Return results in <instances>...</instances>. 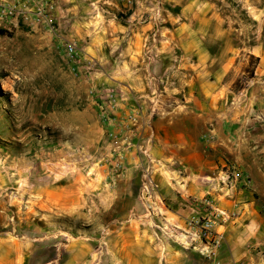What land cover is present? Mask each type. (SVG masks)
<instances>
[{
  "label": "rangeland",
  "instance_id": "rangeland-1",
  "mask_svg": "<svg viewBox=\"0 0 264 264\" xmlns=\"http://www.w3.org/2000/svg\"><path fill=\"white\" fill-rule=\"evenodd\" d=\"M158 1L160 26L172 34L187 21L182 5L193 2L201 11L187 14L193 39L217 42L212 69H230L227 100L234 104L238 98L250 110L252 123L240 132L242 152L264 187V61L251 55L264 48V0ZM54 2L57 14L63 7ZM120 16L125 25V13ZM101 18L88 21L99 26ZM13 20L0 17V264H69L67 250L75 239H97L101 253L96 251L95 263L109 264L111 231L141 217L135 209L125 219V157L119 159L115 141L125 139V118L115 115L125 64L91 58L85 49L96 40L91 34L107 32L83 31L78 40L57 17L54 30ZM158 33L157 42L165 38ZM70 41L77 45L76 58L64 50ZM255 92L261 98L254 99ZM158 97L165 105L185 99ZM102 110L116 121L105 120ZM113 132L120 137L112 138ZM141 179L140 195L149 197L142 192L144 173ZM154 223L160 221L150 220L152 229Z\"/></svg>",
  "mask_w": 264,
  "mask_h": 264
},
{
  "label": "crops",
  "instance_id": "crops-1",
  "mask_svg": "<svg viewBox=\"0 0 264 264\" xmlns=\"http://www.w3.org/2000/svg\"><path fill=\"white\" fill-rule=\"evenodd\" d=\"M58 2L63 9L55 16L65 29L76 32L72 38L79 40L78 34L83 31L107 32L105 36L91 34L96 40L85 49L94 55L91 58L102 56L105 61L125 64V72L120 71L125 87L115 115L126 120L132 111L140 109L143 115L139 128H143L144 135L155 134L150 170L158 186L157 193L149 197L140 195L146 164L134 150L125 154V219L136 209L145 223L139 220L141 217L133 218L125 222V228L111 231V243L105 250L109 264H264V187L253 177L242 152L244 141L240 135L241 128L252 123L246 114L250 110L238 98L234 104L227 100L231 89L225 78L230 69L224 66L212 69L219 53L217 42L193 39L187 14H200L199 8L193 2L182 5L181 12L187 21L175 29V37L160 26L158 0ZM120 13H125V25ZM94 15L102 17L99 26L88 21ZM30 26L36 30L48 28L44 24ZM158 31L165 36L159 42ZM176 49L178 61L173 55ZM251 55L264 61V48L253 49ZM166 70L171 71L165 74ZM176 95L184 96L182 104H163L166 109L162 114L147 116L146 110L155 97ZM258 97L255 92L254 99ZM260 103L264 106V102ZM234 171L247 177L251 186H245L243 178L236 186H226L225 175ZM204 198L213 199L215 206L230 216L215 226L221 243L211 256L199 247L186 249L172 241L158 240L150 220L161 222L166 218L184 228L192 213L203 211L193 202ZM73 242L67 250L69 264H96V251L101 253L97 239Z\"/></svg>",
  "mask_w": 264,
  "mask_h": 264
},
{
  "label": "built area",
  "instance_id": "built-area-1",
  "mask_svg": "<svg viewBox=\"0 0 264 264\" xmlns=\"http://www.w3.org/2000/svg\"><path fill=\"white\" fill-rule=\"evenodd\" d=\"M55 14L56 3L54 0H0L1 18H11L27 25L33 23L37 25L44 24L49 29L54 30ZM64 50L70 58L78 56V48L74 42H66ZM165 109L166 107L159 99H154L148 108L147 116L154 118L162 114ZM102 111V117L105 120L110 123L116 121L115 117H109L104 110ZM142 115L143 112L140 109L132 111L125 120L124 141H115L118 143H116V149L120 150L117 153L120 160L125 157V154L133 150L138 155H141L142 161L146 164L142 192L146 196H152L154 192L157 193L158 189L150 170L152 164L151 148L155 142V134L153 132L143 134V128H139L140 117ZM111 137L117 139L120 135L118 136V133L113 132L111 133ZM242 178L245 180L244 185L250 187V180L245 176L243 177L238 171L227 173L223 182L228 187L236 186ZM193 204L199 208L202 207L203 211L201 213H192L187 219L184 228L175 226L166 220V218H163L162 222L153 224L154 233L158 240H169L186 249H196L199 247L205 250L207 256H211L214 249L218 248L221 243V235L215 232V226L218 222H225L230 216L225 210L216 207L211 198L194 201Z\"/></svg>",
  "mask_w": 264,
  "mask_h": 264
},
{
  "label": "bare ground",
  "instance_id": "bare-ground-1",
  "mask_svg": "<svg viewBox=\"0 0 264 264\" xmlns=\"http://www.w3.org/2000/svg\"><path fill=\"white\" fill-rule=\"evenodd\" d=\"M26 161H27V160H26ZM24 188H25V186H24ZM26 189H27V188H26ZM22 191L25 192L24 189H23ZM21 193H22V192H21Z\"/></svg>",
  "mask_w": 264,
  "mask_h": 264
},
{
  "label": "trees",
  "instance_id": "trees-1",
  "mask_svg": "<svg viewBox=\"0 0 264 264\" xmlns=\"http://www.w3.org/2000/svg\"><path fill=\"white\" fill-rule=\"evenodd\" d=\"M254 59V58H253Z\"/></svg>",
  "mask_w": 264,
  "mask_h": 264
}]
</instances>
